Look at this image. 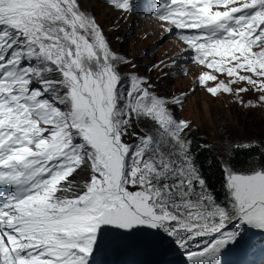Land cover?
<instances>
[{"label": "snow or ice", "instance_id": "snow-or-ice-1", "mask_svg": "<svg viewBox=\"0 0 264 264\" xmlns=\"http://www.w3.org/2000/svg\"><path fill=\"white\" fill-rule=\"evenodd\" d=\"M152 14L182 54L229 78L203 72L208 93L254 89L264 103V0H157ZM129 63L83 0H0V264H94L102 251L164 252L168 240L188 264H225L251 247L249 231L264 233V162H223L216 192L190 122L169 107L182 101L122 72Z\"/></svg>", "mask_w": 264, "mask_h": 264}, {"label": "rangeland", "instance_id": "rangeland-1", "mask_svg": "<svg viewBox=\"0 0 264 264\" xmlns=\"http://www.w3.org/2000/svg\"><path fill=\"white\" fill-rule=\"evenodd\" d=\"M83 9L95 17L112 50L130 62L122 68L123 72L145 77L157 94L182 101V105L170 104L169 107L176 119L190 122L189 138L201 135L222 160L229 154L228 145L253 144L264 138V103L259 100V92L250 89L239 95L221 93L214 97L206 86L196 82L195 73L182 74L179 68L173 69V54L179 53L181 48L165 27L153 19H141L131 12L118 10L107 0H83ZM219 80L229 82L222 77ZM218 81H208L207 86H215ZM232 87L248 86L239 82ZM75 179L83 183L82 177ZM248 236L251 241L264 240V233L256 231H249ZM144 251L145 255L155 252Z\"/></svg>", "mask_w": 264, "mask_h": 264}, {"label": "trees", "instance_id": "trees-1", "mask_svg": "<svg viewBox=\"0 0 264 264\" xmlns=\"http://www.w3.org/2000/svg\"><path fill=\"white\" fill-rule=\"evenodd\" d=\"M188 140L192 142V150L197 156V163L202 168L210 186L219 193L223 191V162L227 161L241 169L259 167L264 162V138L258 139L257 144L251 148H234L225 160L216 155L211 145L201 135L191 136ZM204 145L207 147H200Z\"/></svg>", "mask_w": 264, "mask_h": 264}, {"label": "bare ground", "instance_id": "bare-ground-1", "mask_svg": "<svg viewBox=\"0 0 264 264\" xmlns=\"http://www.w3.org/2000/svg\"><path fill=\"white\" fill-rule=\"evenodd\" d=\"M150 19H152V18H150ZM155 19H153V21H154ZM159 25H161V23L159 24Z\"/></svg>", "mask_w": 264, "mask_h": 264}]
</instances>
